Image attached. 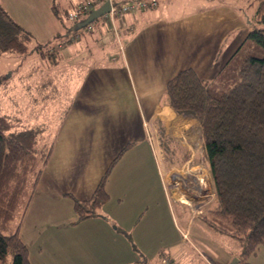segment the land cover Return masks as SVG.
<instances>
[{
	"label": "crops",
	"instance_id": "1",
	"mask_svg": "<svg viewBox=\"0 0 264 264\" xmlns=\"http://www.w3.org/2000/svg\"><path fill=\"white\" fill-rule=\"evenodd\" d=\"M42 1L47 11L50 5L54 10L53 0ZM73 2L66 0V9ZM191 3L169 0L160 4L157 0L153 7L124 12L110 21L116 52L84 72L30 191L42 200L35 203L36 211L42 203L61 211L50 225L39 218L42 215L25 224L20 219L18 225L17 234L25 243L35 233L48 238L46 258L50 262L46 258L40 262L28 254L32 264H167L183 252L181 242L165 244L167 251L153 245L152 222L142 214L145 204L138 215H105L96 208L93 214L77 218L72 199L90 196L113 157L125 150L138 155L143 167L150 165L155 154L160 161V178L165 180L166 175L176 173V167L187 168L185 171L198 168L203 154L198 120L192 114L174 112L164 101L165 81L183 67H192L203 78L217 77L246 37L250 23L222 0L198 8ZM0 5L24 28L26 21L35 19L34 6L26 0H0ZM70 26L67 35L72 38ZM125 159L118 165L122 173ZM104 167L107 170L102 172ZM126 186L132 185H123L124 190ZM160 187V193L163 189L169 192L168 183L166 188L163 184ZM25 229L33 233L24 235ZM159 233L156 228L155 235ZM231 250L235 255V246ZM54 252L61 255L56 261ZM93 253H100L103 259L89 262Z\"/></svg>",
	"mask_w": 264,
	"mask_h": 264
},
{
	"label": "trees",
	"instance_id": "2",
	"mask_svg": "<svg viewBox=\"0 0 264 264\" xmlns=\"http://www.w3.org/2000/svg\"><path fill=\"white\" fill-rule=\"evenodd\" d=\"M249 3H255L250 29L225 69L217 77L203 78L192 67L180 68L165 81L162 91L174 112L192 114L198 120L215 199L199 220L234 240L235 254L243 262L264 242V0ZM79 19L70 20L69 25ZM65 35L66 41L72 40L71 34ZM30 39L29 31L0 5V53L25 52ZM42 46L34 45L38 55L56 63L60 54ZM66 110L59 114L58 124ZM24 121L0 114V264H32L17 229L55 135L45 123ZM105 176L106 172L90 196L72 199L77 218L93 214L105 200Z\"/></svg>",
	"mask_w": 264,
	"mask_h": 264
},
{
	"label": "rangeland",
	"instance_id": "3",
	"mask_svg": "<svg viewBox=\"0 0 264 264\" xmlns=\"http://www.w3.org/2000/svg\"><path fill=\"white\" fill-rule=\"evenodd\" d=\"M26 1L30 6H34L35 11L34 20L24 21L25 28L31 34V39L27 42V50L21 53H0V114L19 117L20 121L25 120V123H45L46 130L52 134L58 125L59 114L69 104L84 72L92 63L104 61L111 54H115V31L110 23L112 20L108 18L101 20L100 15L74 29L71 42L66 41L65 34L70 24V20L65 16V11L69 10V7L66 9V0H53L54 10L50 5L48 11L42 0ZM166 1L169 0H160V4ZM177 1L192 2L194 8L217 2V0ZM222 1L233 6L244 19L247 18V22L250 21L255 8V3L253 5L249 3L251 0ZM92 2V7L101 3L100 0ZM37 42L44 45L42 49L53 50L56 55L60 54L56 63H49L47 55L45 56L48 60L38 55L34 49ZM27 113L29 116H26ZM128 155L125 150L113 157L110 161L112 165L110 164L108 170L104 167L102 172L107 170V173L102 187L106 192V198L98 206L97 211L114 216L132 215L134 212L138 215L140 206L145 204L147 208L142 209V214L152 222L153 245H161L163 251L169 249L166 248L167 243L174 246L181 242L180 244L183 245V252L176 257L170 256L171 260L167 261V264H228L234 255L231 248L236 246L235 241L208 228L199 220L201 214L215 205V199L210 200L209 197L213 191L204 155H201L202 161L197 160L198 168L185 171L187 168L182 170L176 167V174L166 175V180L160 178V161L155 154L150 165L146 164L145 167L138 163V155L130 154L131 157L125 159ZM123 159H125L124 173L118 169ZM141 175L145 176V179ZM176 179H178L177 184L173 185L172 182ZM185 179L191 182V185H187ZM167 183L169 192L166 194L163 189L160 193V186L163 184L166 188ZM128 184L132 186H126L124 190L123 185ZM140 186L146 191L143 192ZM204 187H206L205 191ZM119 198L121 200L118 202ZM40 202L42 200L37 194L29 195L22 218L20 217L24 220V224L37 215H42L39 218H43L44 224L53 223V217L61 211L60 207H54L53 204L51 207L42 203L36 211L35 203ZM156 228L160 231L158 236L155 235ZM37 231L40 232L41 228ZM30 233H33V230L23 231L24 235ZM22 240L27 248V258L28 254H31L40 262L45 260L49 253L47 236L42 237L40 233H35L26 240V243L24 239ZM259 246L257 252L247 255L245 262L237 261L235 264H254L258 261L264 264V245ZM57 256L61 255L54 252L52 255L54 261ZM97 258L103 259L100 253H93L88 260L91 262ZM46 259L50 262L48 257ZM154 263L157 264V261Z\"/></svg>",
	"mask_w": 264,
	"mask_h": 264
},
{
	"label": "built area",
	"instance_id": "4",
	"mask_svg": "<svg viewBox=\"0 0 264 264\" xmlns=\"http://www.w3.org/2000/svg\"><path fill=\"white\" fill-rule=\"evenodd\" d=\"M93 0L76 1L71 4L69 10L66 12L68 20L82 17L92 7ZM101 2L104 0H100ZM108 9L101 16L112 20L114 17L121 15L124 12L133 11L137 9H143L146 7H153L156 5L157 0H107ZM201 179V178H200ZM205 188L203 190L205 191ZM210 198H214V194L210 193Z\"/></svg>",
	"mask_w": 264,
	"mask_h": 264
},
{
	"label": "water",
	"instance_id": "5",
	"mask_svg": "<svg viewBox=\"0 0 264 264\" xmlns=\"http://www.w3.org/2000/svg\"><path fill=\"white\" fill-rule=\"evenodd\" d=\"M107 9H108V1L104 0L96 7L91 8L82 19H79L78 21L74 22L69 27V29L73 30L79 26L85 25L86 23L93 20L94 18L102 15L105 11H107ZM238 260L239 258L236 255H233L232 259L230 260L228 264H235L237 263Z\"/></svg>",
	"mask_w": 264,
	"mask_h": 264
},
{
	"label": "flooded vegetation",
	"instance_id": "6",
	"mask_svg": "<svg viewBox=\"0 0 264 264\" xmlns=\"http://www.w3.org/2000/svg\"><path fill=\"white\" fill-rule=\"evenodd\" d=\"M177 181H178V179H176V180H173V182H172V184L174 185H176L177 184ZM185 181L187 182V185H191V182H189L187 179H185ZM192 184H193V182H192ZM194 186V185H193ZM196 188H197V186H196ZM189 189V188H188ZM201 189V188H200ZM198 197H199V195H197ZM196 196V197H197Z\"/></svg>",
	"mask_w": 264,
	"mask_h": 264
}]
</instances>
